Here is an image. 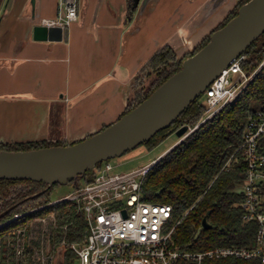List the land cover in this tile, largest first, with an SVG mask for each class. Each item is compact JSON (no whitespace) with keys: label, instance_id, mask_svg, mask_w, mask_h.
I'll return each mask as SVG.
<instances>
[{"label":"crops","instance_id":"crops-1","mask_svg":"<svg viewBox=\"0 0 264 264\" xmlns=\"http://www.w3.org/2000/svg\"><path fill=\"white\" fill-rule=\"evenodd\" d=\"M237 1L77 0L76 20L36 36L61 1L0 0V142L73 143L101 130L125 113L160 49L188 57Z\"/></svg>","mask_w":264,"mask_h":264},{"label":"trees","instance_id":"trees-1","mask_svg":"<svg viewBox=\"0 0 264 264\" xmlns=\"http://www.w3.org/2000/svg\"><path fill=\"white\" fill-rule=\"evenodd\" d=\"M246 1L248 0H238L236 6L216 29L236 15L238 8ZM209 38L210 35L192 53L204 46ZM242 53L244 54L243 67L248 72L259 67L264 61V32ZM182 60L177 59L171 49L167 47L160 49L152 57L150 65L152 68L165 64L167 66L159 75V79L152 84L153 89L180 69ZM151 92L134 97L125 112L140 103ZM202 95L203 93L194 99L168 127L160 129L142 144L152 147L182 125L194 127L204 112V106L199 100ZM254 104L264 105V63L237 98L221 107L167 152L162 153V156L160 154V157L154 158L155 162L143 179L142 194L146 200L173 205L168 226L179 221L170 237V244L173 247L203 250L216 245L251 246L255 244L256 223L242 219L243 195L239 187L244 178V160L236 151L242 142L245 120L254 108ZM67 144L71 143L52 140L0 142V150H28ZM100 164L98 163L97 166ZM91 176V171L87 170L69 181L67 185L73 189ZM21 183L26 186L16 188ZM59 185L61 184L54 183L43 192L31 197L32 194L47 186V183L29 179H0V212L12 206L18 197L24 196L18 205L2 216L0 222L11 218L16 212L31 210L49 202L55 197L53 192ZM61 207L66 209L63 210ZM54 209L58 212L57 220L60 224L56 235L62 234L66 224L70 239L80 238L84 223L78 214L71 212L70 202L58 203ZM187 210L188 212L184 214ZM36 213L37 211L29 212L28 215L25 213L27 216L24 215L23 218L19 217L1 226L0 246L6 245L9 237L11 241L13 240L14 233L11 228L15 224L22 223L27 219L26 217ZM204 218L209 224L208 228L202 226ZM15 263L12 245L7 246L6 250L0 249V264ZM179 264L191 263L180 262ZM210 264H259V261L258 259L225 258L212 260Z\"/></svg>","mask_w":264,"mask_h":264},{"label":"built area","instance_id":"built-area-1","mask_svg":"<svg viewBox=\"0 0 264 264\" xmlns=\"http://www.w3.org/2000/svg\"><path fill=\"white\" fill-rule=\"evenodd\" d=\"M60 1L64 12L53 19L43 18L41 24L66 26L77 19V0ZM243 60V53L231 59L206 87L201 101L204 112L196 125L237 98L264 63L248 72ZM236 151L244 160V178L240 186L242 219L257 225L254 245H216L203 250L173 247L170 237L179 222L168 226L173 205L146 200L142 194L143 179L156 159L127 172L114 171L110 159L102 161L100 166L89 170L90 178L66 194L30 210L37 211L32 217L40 219L47 228L37 230L28 223L18 229L16 236L13 231L15 237L6 245L13 247L15 264H210L212 260L225 258L258 259L259 264H264V105L253 108L248 114L242 142ZM65 201L70 202L71 212L82 218L84 230L80 238L67 242L68 228L64 224L59 242L55 244L50 235L57 234L60 224L54 206ZM46 208L49 209L45 212ZM186 212L188 210L184 214ZM20 215L15 213L0 222V227ZM35 231L41 232L39 238ZM58 246L62 247L61 254H58ZM66 253L68 259L64 261Z\"/></svg>","mask_w":264,"mask_h":264},{"label":"water","instance_id":"water-1","mask_svg":"<svg viewBox=\"0 0 264 264\" xmlns=\"http://www.w3.org/2000/svg\"><path fill=\"white\" fill-rule=\"evenodd\" d=\"M54 29L59 30L60 27L38 25L35 35L39 36L37 32L40 31V35L50 36ZM263 32L264 0L246 1L238 8L236 15L210 34L204 46L182 61L180 69L140 103L101 130L67 145L28 150L1 149L0 179L44 181L47 187L54 183L67 184L78 175L92 170L98 163L134 149L160 129L168 127L204 92L221 69ZM188 128L185 124L175 130L179 137L175 144L191 132H188ZM41 192L43 190L31 197ZM12 207L1 212L0 219ZM202 226L209 227L205 218Z\"/></svg>","mask_w":264,"mask_h":264},{"label":"rangeland","instance_id":"rangeland-1","mask_svg":"<svg viewBox=\"0 0 264 264\" xmlns=\"http://www.w3.org/2000/svg\"><path fill=\"white\" fill-rule=\"evenodd\" d=\"M195 51V50H194ZM193 53H191L192 55ZM190 56V55H189ZM180 59H183V58H180ZM185 59V58H184ZM183 59V60H184ZM182 60V61H183ZM170 62V61H169ZM182 63V62H181ZM167 64L165 65H160L158 66V68H152L151 69V72L149 71L147 74H145V77H144V80L140 82V88H138V90L135 91L136 93V96H135V93L132 97V99L134 97H138L146 92H151L153 91V83L159 79V75L161 74V72L164 70V68H166ZM151 90V91H150ZM203 97H201L199 100L200 102L202 101ZM254 108H258L260 107L259 105L257 104H254L253 106ZM201 118V117H200ZM199 118V120H200ZM198 120V121H199ZM207 119L201 121L198 125H200L202 122L206 121ZM196 125V124H195ZM193 128V127H192ZM189 131H192L191 128H188V132ZM186 135V134H185ZM188 135V134H187ZM176 138H178V136L176 135L175 131L169 133L168 135H166L164 137L163 140H161L159 143H157L156 145L152 146V147H149L148 145L146 144H140L138 145L137 147H135L134 149H131L127 152H125L123 155L121 156H117V157H113L110 159V161L112 162V165L114 166L113 167V170L114 171H118V172H127V171H130V170H133V169H136L138 168L139 166H142V165H145L149 162L152 161V159H154L155 157L159 156L160 154H162L164 152V150L166 151L167 149H169L171 146V144L176 141ZM173 145V144H172ZM170 146V147H169ZM29 184V183H28ZM16 186V185H15ZM25 187L26 185L24 183H21V185L19 184L16 188H19V187ZM28 187H30L28 185ZM240 188V187H239ZM47 189V186H45L42 190H46ZM70 189H72L70 187V185H67V184H61L59 185L53 192V196H58V195H61V194H66L68 191H70ZM20 190V189H19ZM24 196H20L18 197V199H16L15 203L12 205L13 207L18 205V203L23 199ZM55 197H53L51 200H53ZM18 200V201H17ZM45 204V203H44ZM12 206H9L8 208L12 207ZM12 207V208H13ZM6 208V209H8ZM11 208V209H12ZM62 208V207H61ZM5 209V210H6ZM10 209V210H11ZM47 209V210H46ZM44 209V211H48L49 208H46ZM63 210H65L66 208H62ZM3 210V211H5ZM10 210H8L7 212H9ZM2 211V212H3ZM27 212H30V209L27 210V211H22V212H16V213H21V215L19 217L23 218L24 215L27 214ZM1 213V212H0ZM26 213V214H25ZM28 215V214H27ZM26 215V216H27ZM13 217V216H12ZM27 219L24 220L22 223H19V224H15L11 230L12 232L14 231L15 232V236L16 234L18 233V229L19 228H22V227H26L28 223H32L34 225V227H36L37 230H41L43 228H47L45 226H43L42 222L40 219L36 218V217H32L29 216V217H26ZM28 220H30V222H28ZM35 222H38L39 225H35ZM69 230H67L66 232V239H67V242L71 241L70 239V232H68ZM26 235L28 234V227L25 229V232H24ZM36 237H40L41 236V232L40 231H35L34 232ZM45 233V232H43ZM13 238L15 237L14 235H12ZM50 238H51V242L52 243H55L57 244L59 242V237L54 233L52 232L51 235H50ZM8 242L11 241V238L9 237V239H7ZM7 246V245H6ZM5 245L4 246H0V249L2 250H5L7 249ZM10 246V245H9ZM6 247V248H5ZM57 248L60 249V252L58 254H61V250H62V247L61 246H58ZM67 253L65 254V258H64V261H66L68 259V256L66 257ZM59 258L57 257V260Z\"/></svg>","mask_w":264,"mask_h":264}]
</instances>
